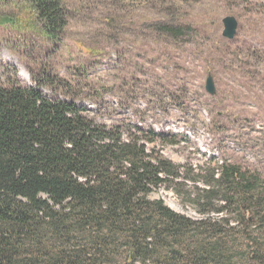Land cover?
I'll return each instance as SVG.
<instances>
[{"label": "trees", "instance_id": "obj_1", "mask_svg": "<svg viewBox=\"0 0 264 264\" xmlns=\"http://www.w3.org/2000/svg\"><path fill=\"white\" fill-rule=\"evenodd\" d=\"M12 3L49 41L67 33L63 0H0ZM90 114L75 100L0 82V264H264L259 174L224 164L216 178L213 168L190 202L221 215L193 221L150 198L183 186L179 167L149 149L176 136Z\"/></svg>", "mask_w": 264, "mask_h": 264}, {"label": "rangeland", "instance_id": "obj_2", "mask_svg": "<svg viewBox=\"0 0 264 264\" xmlns=\"http://www.w3.org/2000/svg\"><path fill=\"white\" fill-rule=\"evenodd\" d=\"M63 2L70 25L59 41L41 34L25 5H0V18L19 21L0 24L3 87L16 82L75 100L98 123L176 136L174 145L149 149L179 167L183 186L150 198L193 221L221 215L190 202L213 168L216 178L234 164L264 179V0ZM229 16L239 22L232 41L222 37Z\"/></svg>", "mask_w": 264, "mask_h": 264}, {"label": "water", "instance_id": "obj_3", "mask_svg": "<svg viewBox=\"0 0 264 264\" xmlns=\"http://www.w3.org/2000/svg\"><path fill=\"white\" fill-rule=\"evenodd\" d=\"M222 24V37L228 41L234 40L239 28L238 20L235 17L229 16L222 20ZM205 90L211 96H214L216 94L215 82L211 73H208Z\"/></svg>", "mask_w": 264, "mask_h": 264}]
</instances>
